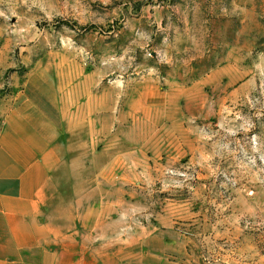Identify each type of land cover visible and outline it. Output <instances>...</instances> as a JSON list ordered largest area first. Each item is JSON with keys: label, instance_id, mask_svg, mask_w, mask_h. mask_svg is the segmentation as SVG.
<instances>
[{"label": "rangeland", "instance_id": "obj_1", "mask_svg": "<svg viewBox=\"0 0 264 264\" xmlns=\"http://www.w3.org/2000/svg\"><path fill=\"white\" fill-rule=\"evenodd\" d=\"M24 86H75L80 264H264V0H0V123Z\"/></svg>", "mask_w": 264, "mask_h": 264}, {"label": "crops", "instance_id": "obj_2", "mask_svg": "<svg viewBox=\"0 0 264 264\" xmlns=\"http://www.w3.org/2000/svg\"><path fill=\"white\" fill-rule=\"evenodd\" d=\"M75 86H24L0 123V264H80L83 244L52 242L44 221ZM82 257V256H81Z\"/></svg>", "mask_w": 264, "mask_h": 264}]
</instances>
